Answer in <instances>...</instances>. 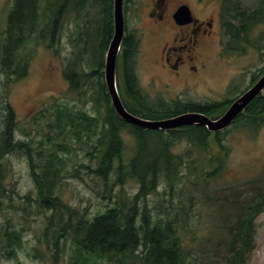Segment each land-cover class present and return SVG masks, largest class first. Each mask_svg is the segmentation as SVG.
Wrapping results in <instances>:
<instances>
[{"label": "trees", "instance_id": "1", "mask_svg": "<svg viewBox=\"0 0 264 264\" xmlns=\"http://www.w3.org/2000/svg\"><path fill=\"white\" fill-rule=\"evenodd\" d=\"M11 1L0 28V90L1 87L5 90L3 95L0 93V202L5 197L3 181L8 170L4 158L14 151L24 150L35 183V203L45 216L42 239L52 250L51 255L57 258L62 250L59 243L67 239L70 243L67 264H195L194 255L198 256L194 246L196 237L194 229H189L188 217L199 200L196 196L186 198L182 187L185 183L191 186L197 181L211 183L214 188L221 184L223 157L206 156L204 152H210L212 144L216 148L223 146L222 134L226 130L211 134L205 128L191 126L166 132L150 131L121 121L111 107L103 79L104 54L113 33V0H92L98 13L86 24L90 28V40L86 44L93 48L91 61L83 67V59L76 54L64 65L63 77L68 82V93L73 97L77 95L83 103L95 100L101 115L96 110L87 111L84 104H80V108L67 103L57 104L54 120L48 123L56 139L51 138L45 148L41 144L32 147L29 142L14 141L17 118L8 101V90L10 84L27 75L32 56L27 43L36 36L38 40L46 37L53 40L62 15L68 16L69 12L80 14L85 2ZM233 1L232 7L230 3L226 7L230 0L226 1L221 15L223 35L229 37L225 51L229 52L236 51L237 44L249 38L252 26L264 17L263 10L249 13L237 0ZM258 48L262 52L263 49ZM138 50V36L124 30L116 66L120 60V82L127 98L122 100L123 106L136 117L160 120L196 112L215 119L216 114H222L224 108L242 94L215 103L147 102L141 98L136 79ZM91 80H95L97 86H93ZM257 80L254 78L251 85ZM263 123L264 97L258 95L232 125L246 129ZM123 130L135 140L129 153H126L121 138ZM182 142L187 144L191 153L195 151L199 156L173 152L172 147ZM77 152L86 155L88 164L74 165ZM77 167L89 176L92 186L77 175ZM66 178L81 179L93 189L106 204L104 212L85 218L84 211L62 203L58 188ZM129 183L135 187L133 192L126 190ZM209 192L208 188L207 194ZM207 194L201 202L211 200ZM23 200L24 203L30 201L28 196ZM236 208L234 227L228 224L229 220H219L227 227L231 239L227 264L242 261L244 254L251 250L254 221L264 209V194L252 196L240 214ZM2 232L1 243L5 244L10 257L21 246L20 234L15 228L8 227Z\"/></svg>", "mask_w": 264, "mask_h": 264}, {"label": "rangeland", "instance_id": "2", "mask_svg": "<svg viewBox=\"0 0 264 264\" xmlns=\"http://www.w3.org/2000/svg\"><path fill=\"white\" fill-rule=\"evenodd\" d=\"M237 1L249 13L264 11V0ZM83 2H85V8L80 14L69 12L68 16L62 15L53 40L51 37L38 40L36 36L35 40L27 43V50L32 52L27 75L10 84L8 90V101L17 118V127L13 132L16 142L26 144L29 142L32 147L41 144L45 148V144L55 137L52 130L48 128V123L54 120L53 115L57 104L67 103L74 108H80V104H84L87 111L95 112L96 110L101 115L95 100L83 103L77 99V95L74 97L70 95L68 82L63 77L64 65L76 54L83 59V67L91 61L90 55L93 48L91 45L88 48L86 44L90 40V28L88 29L86 24L90 17L98 13V7H93L92 0H83ZM11 3V0H0V28L3 26L5 14ZM138 3V0H134L133 3L124 2L123 18L124 30L134 33L139 38L136 79L141 98L145 101L154 103L182 101L200 104L223 102L237 93L243 94L253 85L251 83L254 78L258 79L263 75L264 17L252 26L248 32L249 38L246 37L245 40L240 41L241 46L237 44L236 51H225V44L229 37L222 35L220 45H215L212 55L209 53L211 56L204 61L206 63L203 70H199L195 76L184 74L182 78L176 79L167 70L161 71L159 68V52L165 39L156 34L159 32L152 26L151 21L149 27L146 18L140 15V9L137 10ZM229 3L230 7L235 4L233 0H230L226 7ZM231 45L234 46V44ZM258 47L263 49L262 52ZM214 50L219 53L217 57L213 55ZM4 79L1 78L2 81ZM91 82L93 86H97L95 80ZM116 85L121 101H126V93L120 82V60L116 66ZM4 91L1 87L2 95ZM230 105H227L224 110L226 111ZM224 112L216 114V118ZM232 126L231 124L225 129L226 131L223 130L225 131L222 134L223 146L216 148L217 146L212 144L210 152H204L206 156L223 157L222 167L224 168L221 182L219 181L221 184L214 188L211 183L197 181L191 186L185 183V187H182L186 198L196 196L199 200L197 207L194 210L191 209L188 217L189 229L190 231L191 228L194 229L196 237L194 246L198 256L193 254L195 264H227L231 239L227 235V227L219 223V220H229L228 224L234 227L237 218L235 206L241 205L236 208L240 214L252 196L264 194V123L258 127L246 129ZM121 138L126 146V153H129V149L135 142L133 136L123 130ZM188 149L184 142L172 147L173 152H181L192 157L199 156L195 151L191 153ZM77 153V161L74 165L78 163L80 166L81 162L88 164L86 155L82 152ZM4 160L8 170L3 181L5 197L0 202V264H67L70 253L69 241L65 239L59 243L62 250L56 258L51 255L52 250L45 245L44 238L42 239L45 216L35 203V183L30 174L24 150L14 151ZM77 170V175L88 182L89 176H86L83 169L77 167ZM89 183L93 185L90 181ZM208 188L210 192L207 194ZM58 189L61 202L84 211L85 218L94 217L104 212L106 208L104 200L99 198L96 192L86 186L81 179L66 178L62 180ZM126 190L133 192L135 187L129 183ZM206 194L211 200L208 203L201 202ZM26 196L30 200L28 203H24L23 200ZM147 200L149 202L150 196ZM4 227L15 228L20 234L21 246L16 248L10 257L4 248L5 244L1 243ZM254 234L251 250L245 253L242 261L236 264H264V209L256 216Z\"/></svg>", "mask_w": 264, "mask_h": 264}, {"label": "flooded vegetation", "instance_id": "3", "mask_svg": "<svg viewBox=\"0 0 264 264\" xmlns=\"http://www.w3.org/2000/svg\"><path fill=\"white\" fill-rule=\"evenodd\" d=\"M137 10L165 41L159 52V68L174 78L195 76L205 68L207 57L223 35L222 12L227 0H138ZM134 0H123V4ZM128 5V4H127ZM128 7V6H127ZM185 8L189 15L178 23L175 14ZM150 33V29H149ZM211 53V55L209 54ZM215 57L219 53L215 52Z\"/></svg>", "mask_w": 264, "mask_h": 264}, {"label": "water", "instance_id": "4", "mask_svg": "<svg viewBox=\"0 0 264 264\" xmlns=\"http://www.w3.org/2000/svg\"><path fill=\"white\" fill-rule=\"evenodd\" d=\"M187 15H189L188 11L185 8H180L175 14V19L178 23L185 22ZM112 25V38L104 55L103 79L114 113L128 125L144 130L163 132L193 126L205 128L209 133H219L231 125L249 102L264 93L263 73L249 89L231 103L219 118L210 119L208 116L196 112L182 113L161 120H146L136 117L124 108L116 85V60L124 36L123 0H113Z\"/></svg>", "mask_w": 264, "mask_h": 264}]
</instances>
